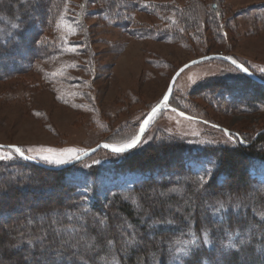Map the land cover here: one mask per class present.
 Masks as SVG:
<instances>
[{"label": "trees", "instance_id": "1", "mask_svg": "<svg viewBox=\"0 0 264 264\" xmlns=\"http://www.w3.org/2000/svg\"><path fill=\"white\" fill-rule=\"evenodd\" d=\"M91 4L96 7L89 9ZM63 6V0H0V63L6 66L0 79L23 73L32 60L53 53L36 37L46 14L55 18ZM37 7L44 9L34 18ZM199 7L195 0L181 6L170 0H80L76 16L80 24L86 15H94L134 38L171 41L188 33L198 36ZM139 12L167 16L160 22L165 26L137 23ZM221 17L219 2L211 1L206 23L215 27ZM29 27L32 32L25 38ZM26 40L35 53L21 61ZM239 76L242 85L222 78L205 83L204 96L230 100L245 96L246 89L259 90L237 105L243 110L264 106V84ZM239 85L247 88L240 90ZM171 108L191 115L172 103ZM240 138L233 147H194L176 138L138 144L119 153L124 164L106 169L111 180L127 175L135 180L108 185L102 192L94 172H74L77 163L54 170L23 159L0 161V221L11 223V228H0V262L264 264V181L256 175L264 164V131L254 139ZM25 201L29 210L17 214ZM126 239L134 243L125 247ZM88 240L93 241L91 249ZM191 240L196 242L187 243Z\"/></svg>", "mask_w": 264, "mask_h": 264}, {"label": "rangeland", "instance_id": "2", "mask_svg": "<svg viewBox=\"0 0 264 264\" xmlns=\"http://www.w3.org/2000/svg\"><path fill=\"white\" fill-rule=\"evenodd\" d=\"M79 1L63 0L64 6L55 18L47 11L48 16L44 17L47 20L36 39L45 40L52 54L32 60L23 73L0 79V143L35 149L28 154L37 155L42 148L71 147L86 151L99 143L125 142L137 134L144 116L162 99L175 70L203 55L232 57L260 79V76L264 78L261 71L264 69V0H217L222 17L219 22H213L215 27L206 23L213 0H195L202 15L201 29L195 31L198 36L188 33L180 40L171 41L134 38L113 22L94 15H86L80 24L76 16L80 11ZM170 1L180 6L186 2ZM95 7L91 4L89 9ZM43 9H33L34 18H39ZM61 16L64 23L75 29L74 33L65 32ZM166 18L135 14V20L142 25L162 27L165 25L160 22ZM30 30L29 27L25 31V38L30 36ZM69 47L77 50L70 52ZM20 53L24 61L35 51L26 40ZM72 64L76 66L71 67ZM0 65L1 72L6 66L3 62ZM239 72L235 66L216 59L184 69L174 83L168 104L145 128L139 146L153 139L176 138L194 147H233L237 141L242 142L241 136L246 140L256 138L264 131V106L243 110L237 104L249 102L259 90L246 89L245 96L224 98V101L220 97L204 96L203 85L216 78L234 79L241 84ZM241 85L239 89L247 88ZM171 103L191 115L173 111ZM17 159L21 158L13 153L12 159L0 161ZM35 160L50 166L61 165L46 162L39 155ZM124 163L123 154L98 149L72 168L76 174L94 172L100 178L97 185L102 192L108 185H124L135 180L130 175L111 180L106 174V169ZM257 170L256 175L264 181V164ZM24 203L16 210L17 214L29 210L28 202ZM2 227L11 228V223L0 221Z\"/></svg>", "mask_w": 264, "mask_h": 264}, {"label": "snow or ice", "instance_id": "3", "mask_svg": "<svg viewBox=\"0 0 264 264\" xmlns=\"http://www.w3.org/2000/svg\"><path fill=\"white\" fill-rule=\"evenodd\" d=\"M67 5L65 6V14L67 13ZM169 19H172L174 21V17H169ZM61 24L63 25V28L65 29L66 33H74L75 29L67 24L64 23V17L61 16ZM60 25H58L59 27ZM37 43H45V40H38ZM70 52H75L77 49L75 47H69L67 49ZM207 59V57H205ZM227 59L231 60L232 64L237 65V67L247 72L248 69L243 65L239 64L236 59H233L232 57H227ZM192 63H197V61H192ZM71 67H75V64L70 65ZM188 65L185 64L183 68L179 70V72L176 73L177 76H179L180 72L184 71V68H187ZM261 71H264V69H261ZM60 73H62V69L59 70ZM60 99H63V96L59 97ZM169 99L168 93L163 94V98L158 102V104L151 108L150 113L148 114L147 118L144 119L143 124L141 125L140 131L141 133L144 131V128L149 124V122L156 116L160 108L167 104ZM76 107H81V105H76ZM39 115V113H37ZM183 115V113H181ZM141 141V137L139 134L133 136L131 139L122 142V143H105L103 145L104 148L110 149L112 153L119 154L124 153L127 150L135 148ZM35 149H23L22 147L15 145V144H9V145H0V160H10L13 158V153L19 155L22 158L28 159V160H34L37 159V155H39V158L50 163L55 164H64L67 163L70 160L76 159L78 160L80 158V154L84 152L82 149H76V148H63V149H53V148H42L39 150V153L37 155H32L28 153L35 152ZM94 151V150H93ZM93 163H99V161H93ZM224 205L221 204L220 207H223ZM103 221H101L102 223ZM167 223H172L173 221H166ZM83 239V238H81ZM195 240L188 241L187 243H195ZM205 242H207L206 234H205ZM244 240H241V243H244ZM108 243H112V241H108ZM134 241L132 239H126L124 241L125 247L130 246L133 244ZM86 247L88 249H91L94 247L93 241L88 240L85 241ZM230 247H235V244H230ZM72 247H76V245H73ZM183 251V250H181ZM2 264V262H0Z\"/></svg>", "mask_w": 264, "mask_h": 264}, {"label": "water", "instance_id": "4", "mask_svg": "<svg viewBox=\"0 0 264 264\" xmlns=\"http://www.w3.org/2000/svg\"><path fill=\"white\" fill-rule=\"evenodd\" d=\"M205 57H207V59H205ZM210 59H216V60H221V61L227 62V63H229V64L235 66V67L241 72V74H243V75L246 76L247 78H249V79H251V80H253V81L257 82V83L264 84V81H263L262 79H260L259 77H257V76H256L253 72H251L248 68H247V69H248L247 72L240 70V69L237 67V65L232 64L231 60L227 59V56L222 55V54H216V53H213V54L203 55V56H200V57L194 58V59H192V60L186 62L185 64H187L188 67H190V66H192V65H196V64H199V63H201V62H204V61L210 60ZM192 61H197V63H192ZM185 64H183L182 66H180L179 68H177V69L175 70V72L172 74V76L170 77V80H169V82H168L167 88H166V90H165V92H164V93H166V92L168 93L169 98H170V96H171V94H172V91H173V88H174V83H175V81H176V79H177V77H178V76L176 75V73L179 72V70H180L181 68H183ZM239 64H240V63H239ZM188 67H187V68H188ZM184 69H186V68H184ZM180 73H181V72H180ZM162 98H163V97H162ZM168 101H169V99H168ZM167 104H168V102H167ZM167 104H166V105H167ZM156 105H157V104H156ZM156 105H155V106H156ZM166 105L162 106V107L160 108V110L164 109V108L166 107ZM167 108H168V106H167ZM171 109H172V108H171ZM160 110H159V111H160ZM150 111H151V109L148 111V113L144 116V118L142 119L141 123L139 124L137 134H139L140 137H142V135H143V133H144V131H145V128L147 127V126H146V127L144 128V131L141 133V131H140L141 125L143 124L144 119L147 118V116H148V114L150 113ZM159 111H158V112H159ZM178 113H179V112H178ZM179 114H180V113H179ZM137 134H136V135H137ZM104 144H105V143H99V144H97V145H95V146L89 148L88 150L84 151L83 153L80 154V158H79L78 160L73 159V160H70V161L67 162V163H64V164H61V165H57V166H50V165L44 164V163H42V162H39V161H37V160H35V159H34V160H28V159H25V158L20 157L19 155H18V156H19L21 159H23V160H25V161H27V162H29V163L35 164V165H37V166H40V167H42V168L58 170V169H63V168H65V167L71 166V165H73V164H75V163H78L79 161L85 159L86 157H88L89 155H91L92 153H94L95 151H97L98 149H105V150H108V151L111 152L110 149H106V148L103 147ZM0 145H9V144H3V143H0ZM93 150H94V151H93ZM130 150H131V149H130ZM128 151H129V150H127L126 152H128ZM124 153H125V152H124Z\"/></svg>", "mask_w": 264, "mask_h": 264}]
</instances>
